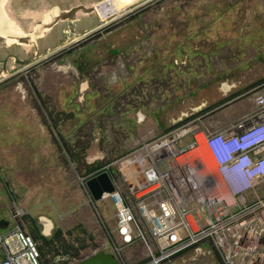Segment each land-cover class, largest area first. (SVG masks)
Here are the masks:
<instances>
[{"label": "rangeland", "instance_id": "rangeland-1", "mask_svg": "<svg viewBox=\"0 0 264 264\" xmlns=\"http://www.w3.org/2000/svg\"><path fill=\"white\" fill-rule=\"evenodd\" d=\"M124 1L129 0H13L11 11L18 12L14 7L37 9L33 20L37 22L42 13L54 5L67 10L80 4L116 3L126 10L119 18L99 25L91 33L90 28L101 24L103 18L99 19L95 13L76 14L75 34L69 36H81L84 31L88 34L55 53H47L50 47L68 36L60 31L61 25H55L46 38L37 39L39 59H34L32 46L6 45L0 38L8 52L6 67L10 68L7 74L0 71V134L34 128L48 131L54 121L60 120L57 130L69 132L66 141L77 143L76 150L84 149L85 152L78 155L79 164L77 157L74 160L69 157L70 163L60 166L67 173L45 154L41 160L40 155L37 156L35 165L28 155L21 156L20 164L12 156L3 163L0 156V182L3 183L0 210L5 212L9 228H13V221L25 213L33 217L48 213L55 227L62 230L69 228L65 220L70 213L83 217L80 211L86 210L81 229H75L72 234L83 238L87 244L82 256L93 254L103 246L113 252H116L115 246L119 247L114 237L109 238L107 229L112 231L115 225L114 206L108 198L93 201L81 180L89 172L81 173L82 160L91 156L95 146L104 155L100 163L112 162L108 170L124 199L131 203L118 160H124L122 157L134 148L151 144L172 128L187 124L210 129L208 122H218L227 117V108L233 110L241 104L232 113L235 116L232 119L238 122L254 113L255 94L264 93V83L259 84L264 78V0H137L139 4L130 7V2L126 5ZM18 59H30L32 63L25 67ZM85 80H89L92 89H86L83 97L78 85ZM37 83L42 84V90ZM223 83L236 87L232 92H238L237 95L219 99L221 103L213 106L208 100L201 109L196 108L199 100L214 96ZM104 84L109 85V90H105ZM36 91L41 93L42 99ZM3 108L8 111L3 112ZM138 110L146 115L139 123L135 121ZM179 113L186 117L176 122ZM5 116L19 122L5 121ZM91 119L94 123L89 121ZM95 131L99 134L93 144ZM198 134L200 132L195 133L200 141L196 151L201 157L203 171L215 174L216 165L204 143V134L202 138ZM192 138V133L186 134L179 146ZM132 143L135 147L129 150ZM57 170L64 176V181H60L62 185H52V178L58 176ZM40 174L42 177L37 180L35 175ZM73 175H77L75 185L71 182ZM216 185V193L219 188L225 192L223 179H218ZM263 195L264 182L246 194L248 200ZM56 199L67 207L51 208L52 200ZM72 202L75 208L70 210L68 205ZM20 221L24 227L26 220L21 217ZM143 233L149 242L150 235L145 228ZM94 240L100 241L98 249L93 247ZM199 246L204 250L209 248L207 241ZM121 248V264H172L147 262L150 250L142 238ZM200 258L198 255L197 260ZM211 261L192 263L223 264L215 256ZM71 263L75 260L65 262Z\"/></svg>", "mask_w": 264, "mask_h": 264}, {"label": "built area", "instance_id": "built-area-1", "mask_svg": "<svg viewBox=\"0 0 264 264\" xmlns=\"http://www.w3.org/2000/svg\"><path fill=\"white\" fill-rule=\"evenodd\" d=\"M254 103L253 114L223 130L203 133L216 165L215 174L204 173L196 151L198 128L187 124L166 131L151 144L139 145L117 161L131 162L132 174L140 181L135 185L121 169L132 204L124 199L114 178L115 189L103 195L115 208V232L121 244L144 239L150 250L149 262L157 263L207 241L223 264H264V195L252 200L246 196L260 183L256 172H264V160L256 161L252 166L256 171L250 172L241 167L245 158L237 152V129L264 118V93H256ZM188 133L194 138L179 146ZM218 179L224 180L225 192L220 188L215 192ZM0 249V264H41L35 241L18 222L0 234Z\"/></svg>", "mask_w": 264, "mask_h": 264}, {"label": "crops", "instance_id": "crops-1", "mask_svg": "<svg viewBox=\"0 0 264 264\" xmlns=\"http://www.w3.org/2000/svg\"><path fill=\"white\" fill-rule=\"evenodd\" d=\"M11 2L13 3V0H6V3H5V11L7 12V15L5 13V16L8 18V21L10 23L11 22H13V23L15 22L16 23L15 25L14 24L13 25L16 27V30L17 31L24 32V33L31 32V31H35V28L39 24H41V22H42L43 19H45V18L47 19V17H50V15H49V16H47V17L44 18V15L46 13L50 12L52 10V8H55L56 7L54 5V6L49 7L48 9H46L42 13V16H41L40 21L37 22V21H33L35 19V17H34V15H35L34 14V11L37 10V9L32 10L30 8H26L24 10H21V8L18 9V8L14 7L13 10L18 11V12H14V11H11V8H10V3ZM96 15L100 18V13L99 14L97 13ZM46 19H45V21H46ZM63 22L64 21L59 22L57 24V26L62 25ZM14 32H15V30H14ZM48 32H46L43 37L46 38V35L49 34ZM83 33L84 34H87L86 31H84ZM0 35H2V34H0ZM4 38H5V40L3 38H1L3 40L2 41L3 44L6 43L7 45H11V44H9V39L10 38L9 37L6 38L5 36H4ZM2 42L0 41V71H1V74H7V72L10 71V68L9 67H6V57H7L8 52H6V49H5V47H3ZM84 65H85V63H84ZM76 66H79V63H76ZM83 83H85V86L84 87H82V84ZM89 83H90L89 80H87V81L85 80L82 83H80V85H78V86H80L79 93L82 92V94H80V95H83V97H85V90L86 89H88V88H89V90L92 89V88H90V86H89L90 84ZM104 85L106 87L105 90H109V88H108L109 85L108 84L107 85L104 84ZM37 86H39V88H41V90H42V84H38L37 83ZM36 95H38L40 98L42 97L41 96V93H39L38 91H36ZM90 95H92V93ZM80 99H81V97H80ZM208 99L209 98L207 97V98H204L202 100H199V102L196 103V106L197 107L194 106L195 104L193 105V107L194 108L196 107L198 109H201V107H203V105H205V103H206V101H208ZM111 103H110V105H111ZM240 107H241V104H239L238 106H235L233 108V110L239 109ZM3 109H5V108H3ZM233 110H228V108H227L226 109L227 117H223V119H220L218 122H213V123L208 122L207 121L208 116H207L206 117V121L208 122L210 129L208 127H205L204 128L203 126H196V129L197 128H200V131H198V132H200V133L203 134L204 131L207 132V133H209V132H215V131L223 130V129H225V127L227 128V125H229L232 122L237 121L236 118H235L236 120L235 119H232V118L235 117L234 115H232ZM7 111H8L7 108L5 110H3V112H7ZM181 114H184V113H181ZM144 115H145V113H143L142 120H144V117L146 116V115L145 116ZM109 118L111 120L114 119V117H109ZM9 119H10V122H12V123L19 122L15 118H12V117L11 118H8L6 116L4 117V120L5 121L6 120H9ZM89 121H91L92 123H94V120H92V119L89 120ZM95 121H96V119H95ZM135 121L137 122V119H135ZM59 122H60V120L54 121L53 124L50 125L51 126V129L49 127L48 128L49 129L48 131H45V130L43 131L41 129L34 128V130L30 129V131L19 130V131H12V132H6V131L2 132L0 134V156L3 157V161H1V162L4 163L9 156H12L14 158V160L16 162H18V164H20L21 163V160H22L21 156L28 155V159H32L33 158L32 159L33 165H35V164H37V156L40 155V160H41L42 159V155L45 154L47 156H50V158L52 159V161L55 163V165L58 168H60V170L66 172V170L63 169V168H61L60 166L62 164H64L65 166H67L70 163V158H69L67 152H72L73 154H76L77 155V161H78L77 163L79 164L78 155H81V156L84 155L85 154L84 149L76 150V147L75 146L77 145V143L70 144V143H68L66 141V139L69 138V132H60V131H58L57 130V127H59V125H60V124H58ZM137 123H139V122H137ZM98 134H99V131H95L94 132L95 138H94V141L92 142L93 144H94L95 141H97L96 138H97V135ZM149 134H150V132L147 133L145 135V137L148 136ZM160 135H162V134H160ZM157 136H159V135H157ZM90 138H91V134L89 135V139ZM187 143H185V144H187ZM134 147H135V145H134V143H132V145H131V147H130L129 150H131ZM123 154L124 153H121V155H123ZM121 155H119V156H121ZM103 156L104 155L101 154L100 151H99V149L96 148V146H95L94 149H93V152H92L91 156H88L87 158L84 157V159L82 160V162H83V164L81 165V170H82L81 173L82 174L83 173H86V171H88V168H91V170L88 172V174L85 175V176H82V177H89L90 175H93L95 172H97L98 170H100V168H102L103 166H105L106 164L103 165L102 163H100V161L102 160V157ZM68 160H69V162L67 163ZM96 162H98L99 164H96ZM95 169H96V171H95ZM60 170H57L58 176L56 178L55 177L52 178V185L60 184V181H62V182L64 181V176H62ZM30 171H32V170H30ZM76 172L79 173L78 170H76ZM81 173H79V174H81ZM41 177H42V174L35 175V178L37 180L38 179H41ZM76 177H77V175H75V176L73 175L71 177L72 185H75L76 184ZM47 180H50V179H47ZM259 181H260V183L264 182V175L259 178ZM43 184L44 183H42L41 185H43ZM62 184L63 183H61L60 185H62ZM2 186H3V183L0 182V187H2ZM34 203L37 204V205L40 204V203H37L36 201ZM40 205H42V204H40ZM66 207H67V204L64 203L63 201H60V200H57V199L56 200H52V207L51 208H53V209H55V208H59V209L64 208L65 209ZM51 208H49V209H51ZM74 208H75V203L74 202H72V203H70L68 205V209L72 210ZM80 212L82 213L83 217L80 216L79 214L75 213V212L74 213H70L67 216V218L65 220L66 224L69 226V228H66L67 230L74 229L75 227H77V226L81 225V223H83L82 220H83L84 217L87 216V212H86V210H81ZM25 214L28 215L29 217H31L34 220V223L36 224L39 232H41V226L37 223L38 218L41 217V216H46V217L50 218L52 220V222H53V228L51 229V233H50V235L48 237H50L56 229L60 228V227H58V228L55 227L54 219L48 213H41V214L37 215L36 217H33L30 213H25ZM0 218H4L5 220H8L6 218L5 212H3L1 210H0ZM13 223H14V225H16L15 220L13 221ZM8 226H9V224H8ZM71 226H73V227H71ZM7 228L10 229L9 227H7ZM7 228L6 229H3L4 231H0V234L6 232L8 230ZM107 229L109 231L108 232L109 238L111 239L112 237H114L115 242L119 245L120 244V239L116 235L115 225H114V228H113L112 231L109 229V227ZM63 231H66V230H63ZM95 243L97 244L96 249H98L99 246H100L99 245L100 244V241L96 240ZM197 247H198L199 255L200 256L201 255H204V254H206V253L209 252L211 254V257L215 256L217 259H220L219 258V254L215 251V249L211 248L210 246H209L208 249H205V250L203 248H201L199 245H197ZM123 248H121V251H122ZM99 250H105L106 252H113L112 250H109L105 246H103V248H100ZM1 257H2V253H1V249H0V258ZM54 261H57V260H55V258H54ZM176 264H179V263L177 262Z\"/></svg>", "mask_w": 264, "mask_h": 264}, {"label": "water", "instance_id": "water-1", "mask_svg": "<svg viewBox=\"0 0 264 264\" xmlns=\"http://www.w3.org/2000/svg\"><path fill=\"white\" fill-rule=\"evenodd\" d=\"M1 3L2 5H5L6 0H0V5ZM79 11L82 13L89 14L93 12V7L80 4V5L69 8L67 11L64 12V14L61 15L62 17L60 18L62 19V21L67 22L68 31H65L66 35H68V33H71L72 35L75 34V29L73 26V21H74L73 17ZM119 17L120 16H118L117 18ZM60 18L56 20L57 22L56 21L54 22V25H57V23H59L58 21L60 20ZM112 20H108L107 22L100 20L101 24L91 27L89 30V33L98 29L99 25L106 24ZM54 25L51 27V29L54 27ZM0 33L3 35V36L0 35V37L3 38L4 40H5L4 36L6 38L11 37L13 39H16L17 42L21 44L22 46H32L35 49L34 59H39V54L36 52V50H37V39L40 37H38L36 32L31 31L27 33H22V35L15 36L14 34H11L7 30L0 29ZM86 33L88 34L87 31ZM87 34L77 36V37L75 36L71 37L69 36L70 35L69 34L61 42H58L54 46L50 47L47 53H55L56 51L63 49L66 45H69L70 43L80 41V39H82ZM18 63L26 67L30 65L32 61L30 59H25V60L18 59ZM135 115H136L137 122H141L143 113L140 110H138ZM198 131H200V129L196 130V132ZM84 185L89 195L91 196L92 200L94 201L100 200L103 197V195L108 194L115 189L114 182L108 170H102L99 173L87 178L84 182ZM37 223L41 226L40 233L44 237H48L51 233V229L53 228L52 220L46 216H41L38 218ZM8 224H9L8 220H5L4 218H0V229H6L8 227ZM68 259H69L68 255L55 257V260H59V261H67ZM71 264H121V262L114 253L106 252L105 250H98L94 252L93 254L88 255L84 257L83 259L78 260L75 263H71Z\"/></svg>", "mask_w": 264, "mask_h": 264}, {"label": "trees", "instance_id": "trees-1", "mask_svg": "<svg viewBox=\"0 0 264 264\" xmlns=\"http://www.w3.org/2000/svg\"><path fill=\"white\" fill-rule=\"evenodd\" d=\"M67 153L71 160H74L77 157V155L73 154L72 152ZM90 170L91 168H88V171ZM21 217L26 220V222H24V227L22 222L20 221ZM16 221L21 225L23 230L28 233L35 241L39 250L41 264H65L66 261H54V258L57 256L68 255V260H75V262L76 260L78 261L86 257L81 255L82 250L87 246L85 240L81 237L72 236L75 229H81V225L75 227L74 229H69L66 231L58 228L50 237H44L40 234L36 224L34 223V220L28 215H21ZM82 232L84 233L83 230ZM93 247L94 249H96L97 244H93Z\"/></svg>", "mask_w": 264, "mask_h": 264}, {"label": "bare ground", "instance_id": "bare-ground-1", "mask_svg": "<svg viewBox=\"0 0 264 264\" xmlns=\"http://www.w3.org/2000/svg\"><path fill=\"white\" fill-rule=\"evenodd\" d=\"M136 1L137 0H129V1H124V2H125L126 5H128L129 2H131L132 6H137L139 4V2H136ZM2 3H3V1H2ZM2 3L0 5V29L7 30L11 34H14L15 36L22 35V33H24V32L17 31L16 30V27L13 25V23L12 22L10 23L8 21V18L5 16V13H6V11H5V5H2ZM85 6H92L93 7V12L92 13H95V14H97V13L99 14L100 13L102 15H105V14L110 15V17H108L107 19H104L103 20L105 22H107L108 20H112L114 18H117L118 16H121L122 14H124V12L126 10V9H123V7L121 8L116 3H95V4H92V5H85ZM67 10H62V9H60L57 6L55 8H52V10L50 11L51 13L48 12V13H50V17H48L46 19V21H45V19H43L42 22H41V24H39L35 28V31L34 32L37 33L38 37H40V38L43 37L46 32H48L49 30H51V27L54 25V22L57 19H59L60 17H62L61 15L64 14V12L67 11ZM77 14L88 15V13L86 14V13H82L80 11L77 12ZM58 22H62V19L60 18V20ZM14 30H15V32H14ZM9 38H10L9 41L11 42L9 44H17V45L22 46L21 44H19L17 42L16 39H13L11 37H9ZM198 135H200L201 138L203 137V134L202 133H200ZM198 138H199V136H198ZM168 142H170V141H168ZM258 142H256V143H258ZM130 163L131 162H129V161H123L121 163V168H122V170H123V172H124V174H125V176H126V178L128 180H130L131 182H133L135 185H139L140 184V181L138 180L139 178L136 177V176H134L132 174V170L130 168L131 166H129ZM256 174H257V176L262 177L264 175V172L259 170V171L256 172ZM203 180L206 181L205 184L208 183L207 178L206 179H203ZM220 196L226 197V199L229 200V197L227 195H225V194H221Z\"/></svg>", "mask_w": 264, "mask_h": 264}, {"label": "clouds", "instance_id": "clouds-1", "mask_svg": "<svg viewBox=\"0 0 264 264\" xmlns=\"http://www.w3.org/2000/svg\"><path fill=\"white\" fill-rule=\"evenodd\" d=\"M237 132H238V138H239V141H240L239 148L237 149V152L241 153V155L244 156V158H245V160L243 159V164H242L241 167L243 169L249 168L250 172H255L256 169L252 167L253 164L256 161L264 160V118L256 119L255 121L246 123L244 125V127L238 128ZM256 142H258V143H256ZM111 163L112 162L107 163L105 166L100 168V170L95 172L93 175L99 173L102 170H108V167L110 166L109 164H111ZM108 171L110 173V170H108ZM93 175H90L89 177H91ZM110 175H111L112 180H113L114 177L112 176L111 173H110ZM89 177H85L84 182ZM259 178L260 177L257 176L256 180H259ZM89 197L91 198L90 195H89ZM101 199H103V197ZM114 219H115V217H114ZM15 222L17 223L16 220H15ZM127 245H129V244H127ZM127 245H123L120 242L119 247H116V246L114 247L116 252H112V253H114L115 255L116 254H121L122 253L121 252V247L122 246H127ZM117 248H119L118 251L116 250ZM148 256H149V254H148ZM150 260H151V257H150Z\"/></svg>", "mask_w": 264, "mask_h": 264}, {"label": "flooded vegetation", "instance_id": "flooded-vegetation-1", "mask_svg": "<svg viewBox=\"0 0 264 264\" xmlns=\"http://www.w3.org/2000/svg\"><path fill=\"white\" fill-rule=\"evenodd\" d=\"M132 6L131 2L129 4L128 7ZM126 7V8H128ZM75 18V15L74 17ZM103 18V19H100ZM100 20H104L106 17L103 16L102 14H100ZM64 24L61 25L60 27V31H62V33H64V35H66L65 31H68V27H67V22L64 21ZM73 26H77V23H75L73 21ZM71 33H68V35ZM48 35V34H47ZM47 37V36H46ZM264 78L261 79V81L259 82V84L264 83ZM85 86V83L82 84V87ZM237 89L236 87L232 86V84L227 85L226 83H223L222 86L218 89L219 91L214 95V96H209L208 100L211 101V106L221 103L219 102V99H225V98H232L233 96L237 95L238 92H232V90ZM181 115V117H179ZM184 114H177V119L175 120V118L173 120H175L176 122L181 121L184 117ZM122 254H116V256L119 258L120 262H123V259L121 257ZM199 255V250L197 246H191L188 248H185L165 259L160 260V262H172V264H176L175 262H180L179 264H186L185 262H187V264H196V263H192V262H212L211 261V254L208 252L204 255H201L200 260H197V256ZM150 259L147 261L149 262ZM143 262V261H140Z\"/></svg>", "mask_w": 264, "mask_h": 264}]
</instances>
